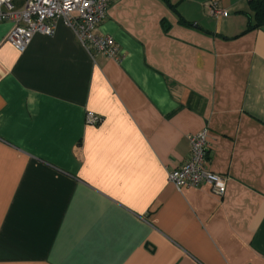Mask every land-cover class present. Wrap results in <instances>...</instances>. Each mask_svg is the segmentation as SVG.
Instances as JSON below:
<instances>
[{
  "label": "crops",
  "instance_id": "0c3cea01",
  "mask_svg": "<svg viewBox=\"0 0 264 264\" xmlns=\"http://www.w3.org/2000/svg\"><path fill=\"white\" fill-rule=\"evenodd\" d=\"M172 3L110 0L121 61L0 22V264H264V28ZM205 128L223 197L168 181Z\"/></svg>",
  "mask_w": 264,
  "mask_h": 264
},
{
  "label": "built area",
  "instance_id": "2783aa9c",
  "mask_svg": "<svg viewBox=\"0 0 264 264\" xmlns=\"http://www.w3.org/2000/svg\"><path fill=\"white\" fill-rule=\"evenodd\" d=\"M109 6L110 0H26L18 9L14 0H0V22L12 24L7 41L21 52L29 47L37 34L53 35L61 22L72 29L77 41L93 55L121 61L124 54L115 40L99 34ZM208 8L215 18L229 16L215 1H211ZM100 122L99 116L87 114L88 124ZM208 139L207 128L188 136L190 155L181 167L168 172V181L179 191L208 186L214 195L223 197L229 177L211 170Z\"/></svg>",
  "mask_w": 264,
  "mask_h": 264
},
{
  "label": "trees",
  "instance_id": "16d2710c",
  "mask_svg": "<svg viewBox=\"0 0 264 264\" xmlns=\"http://www.w3.org/2000/svg\"><path fill=\"white\" fill-rule=\"evenodd\" d=\"M174 13H176L181 22L185 25H191L186 22L178 13L176 5L172 3V0H162ZM249 11L242 12L248 17V25L246 32L264 28V0H248Z\"/></svg>",
  "mask_w": 264,
  "mask_h": 264
}]
</instances>
